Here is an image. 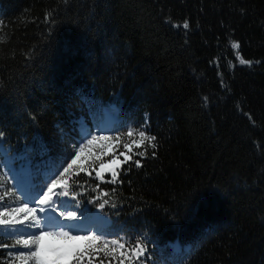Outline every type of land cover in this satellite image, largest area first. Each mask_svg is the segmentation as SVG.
Instances as JSON below:
<instances>
[{
    "label": "trees",
    "instance_id": "16d2710c",
    "mask_svg": "<svg viewBox=\"0 0 264 264\" xmlns=\"http://www.w3.org/2000/svg\"><path fill=\"white\" fill-rule=\"evenodd\" d=\"M110 105L155 147L126 150L115 183L72 172V205L147 264H264V0H0V148L34 183Z\"/></svg>",
    "mask_w": 264,
    "mask_h": 264
},
{
    "label": "snow or ice",
    "instance_id": "6c2138e0",
    "mask_svg": "<svg viewBox=\"0 0 264 264\" xmlns=\"http://www.w3.org/2000/svg\"><path fill=\"white\" fill-rule=\"evenodd\" d=\"M180 25L173 24V27H179ZM183 28L188 29L189 23L187 20L183 22ZM234 49L239 48L238 42H232L231 45ZM241 64H252V61L243 59L238 55L237 57ZM207 102V97H205ZM135 131L129 129L127 131V136L129 138L134 136ZM139 140H133L131 144H125L124 147L131 152L132 146L142 147L144 142L147 140L152 147H155L153 143L156 140L155 136H147L144 131H139ZM88 136H91V139L88 140ZM0 137H3V133L0 132ZM97 139L106 140L108 137L100 136L97 137L91 134V130L82 126V135L80 141L75 146L78 148V151L74 150L66 155L59 157L57 160L45 161L41 165H36V168L46 169L44 174V181L42 184H36L33 182V177L36 173L31 171V160L27 155L13 156L9 157L7 151L3 149V166L9 169V173L12 178L16 181L14 188H6L5 182L0 181V189H4L0 193V232L4 233V238H14V244L0 243L2 248H15L17 246L29 249L27 252H9L8 255L13 257L12 264H16V261H19V264H29V262H34V264H62V262H70L75 259L76 264H82V261L85 256H89V264H92L93 253H104L105 259L112 257L115 259L116 249H125L124 237L121 236L118 239L108 240L105 237L109 233L100 232L97 234L95 229H89L87 234H73L72 226L80 225L83 223H70V224H61L57 222V226H52L50 224V215L43 217V223L41 218L36 215L37 208L29 207V203L39 204L41 206L51 207L57 201H53V195L55 189L58 186H62L65 190L60 193L67 196V177L69 172L73 169V166L76 164L79 159L80 153L85 151V148L88 145L93 144ZM84 140H87V145L84 144ZM119 140V137L117 138ZM2 146V144H0ZM3 148V147H2ZM47 149L46 146L40 145V154L44 155ZM143 155V153H138ZM121 155H125L121 153ZM131 159L130 156L125 155V161L127 162ZM21 161L19 168L15 167V161ZM110 164H117V160L114 159L110 161ZM136 165L140 166L139 161H136ZM105 166L102 164L101 168ZM113 179L109 181L110 183L116 182L117 172L115 170L111 171ZM29 177V182L27 186L23 183V177ZM97 176H101L100 172H97ZM102 178V177H101ZM46 189V190H45ZM15 192H19V195L24 197V202L14 207H4L2 202L6 197H11ZM103 195H108V193H103ZM15 203V201H14ZM58 203L62 204L63 201ZM107 203V201H105ZM103 207V204L101 205ZM40 212H44L45 208L40 207ZM23 214V215H21ZM65 220L76 221L77 213L76 211H64L60 213ZM31 221V223H26ZM24 224L23 229L15 227L16 225ZM64 225V226H59ZM39 229L38 232L30 231V229ZM68 229V230H65ZM48 238H58L62 243L57 246H51L45 243ZM131 239V238H130ZM83 244L87 246V249L91 251H80L79 246ZM102 245V247H100ZM114 246V247H111ZM146 248L141 243V239L137 238L135 240L134 246L128 249V252L139 259L144 255ZM121 257L123 259L118 261V264H124L125 260H128L129 257L121 252ZM99 264H105L104 260H100ZM109 264L111 261L109 260Z\"/></svg>",
    "mask_w": 264,
    "mask_h": 264
},
{
    "label": "rangeland",
    "instance_id": "374dc122",
    "mask_svg": "<svg viewBox=\"0 0 264 264\" xmlns=\"http://www.w3.org/2000/svg\"><path fill=\"white\" fill-rule=\"evenodd\" d=\"M105 108L112 109V111L105 109ZM106 110H108V111L106 112ZM108 112L110 113L111 116L114 117L113 122H112V118L108 117V116H110L108 114ZM99 113L100 114L97 115V117L93 118V119H95V122L92 124L91 134L95 135L97 137H100V136L108 137L109 139H106V140L97 139L93 144L88 145L85 148V151L83 153H80L79 159L77 160L76 164L73 166V169L69 172L68 175H71L72 172H78L80 170H85L87 173H89L90 171H93L94 177H96L100 180H102L106 176H108V178H110V177H112L111 171L116 170V168L120 165L121 161L125 159V155H127V153H126L127 149L124 147V145L126 143L131 144L133 140H139V135H138V132L140 131L139 129L129 128V127H126L125 125H121L120 117H119V114L117 112L116 106H114V105L103 106L100 108ZM129 129L134 130L136 133L131 138H129L127 136V131ZM118 137H119V140H117ZM87 139L90 140L91 136H88ZM84 144L87 145V140H84ZM74 150L78 151V148H76L74 146L71 149V151L73 152ZM121 153H124L125 155H121ZM3 154H4L3 150H2V148H0V155L3 156ZM114 159L117 160V164H110V161H112ZM102 164L105 166L103 169L101 168ZM0 166H1V168H0V179L1 180L0 181L5 182L6 188H14L16 181L12 178L11 174L9 173V169L7 167L3 166V157H0ZM45 171H46V169H43L40 171V175L43 177V180H44ZM97 172H100L101 176H97ZM67 179H68V177H67ZM3 190L4 189H0V193H2ZM64 190L65 189L62 186H58L55 189V193H57V195H55L54 201H57V203H55L54 207H52V210L56 215L59 216L58 221L61 224H70V223H83V222H87V221L92 220L95 213L88 215V213L79 209L77 205H72V203L65 197V195L60 194ZM14 201H15V203H14ZM59 201H63V203L60 204V203H58ZM23 202H24V197L20 196L19 192H15L13 196L6 197L4 199V201L2 202V204L4 207L10 208V207L18 206L19 204H22ZM29 207H36L37 208L36 215L41 218V222L43 223V215H42V212L39 211V208L43 207V206H41L39 204L29 203ZM0 210H3V208H0ZM66 210L67 211H76V213H77V220L76 221L77 222L65 220L63 218V216L60 215L61 212H64ZM96 214H98V213L96 212ZM21 215H23V214H21ZM97 216L99 217L101 224L99 222H96L95 224L88 225V227H85L84 229H81L79 225L72 226V230L74 231L73 234L74 235L75 234L84 235V234H87L89 229H95L97 234H99L100 232L109 233L105 237L108 240L118 239L119 237L116 236L115 234H113L112 232H110V230L108 229L110 222L108 220L104 222V218L102 217L104 215L102 214V216L101 215L99 216V214H98ZM60 218H61V220H60ZM58 221L56 220V222H53L50 224L52 226H57ZM26 223H31V221H27ZM59 226H64V225H59ZM15 227L23 229L25 227V225L20 224V225H16ZM65 230H68V229H65ZM30 231L38 232L39 229L33 228V229H30ZM122 242H124V241H122ZM45 243L48 245H51V246H57L62 242L58 238H48V239H46ZM167 245L169 246V248L171 250V254H177L181 250V248L179 247L177 251H174L176 249L173 248L172 244L168 243ZM100 247H102V245H100ZM111 247H114V246L110 245V248ZM184 248L187 249L188 247L185 246ZM128 249H130V248H128L126 245H125V249H118L117 248L116 252L114 254L115 259H113L112 257H109L106 259L107 263L109 264V260H110L111 264H118V261L123 259V257H121L120 254H121V252H124L129 257L128 260H125L124 264H147L144 260L145 259V252H144L143 256H141L139 259H137L135 256H132V254L130 252H128ZM79 250L80 251H91L90 249H87L86 245H83V244H81L79 246ZM27 251H29V249H25V248L17 246V250L15 252H27ZM92 255H93V257L96 258L99 255L104 256V253H93ZM13 259L14 258L12 257V261H13ZM88 259H90V257L85 256L84 261H82V263L83 264H89ZM94 259H92V264H95ZM72 261L62 262V264H71ZM16 264H19V261H16ZM29 264H31V262H29ZM32 264H34V262H32ZM160 264H163V263L160 262Z\"/></svg>",
    "mask_w": 264,
    "mask_h": 264
},
{
    "label": "bare ground",
    "instance_id": "6f19581e",
    "mask_svg": "<svg viewBox=\"0 0 264 264\" xmlns=\"http://www.w3.org/2000/svg\"><path fill=\"white\" fill-rule=\"evenodd\" d=\"M111 106V105H110ZM115 106V105H114ZM110 108V107H109ZM109 108H105V109H108V110H110V111H112V109H109ZM108 110H106V112L108 111ZM108 114L110 115V113L108 112ZM108 117H111L112 118V122L114 121V117L113 116H108ZM120 117V116H119ZM121 121V120H120ZM23 179V183L25 184V186H27V184H28V182H29V180L27 179V178H25V177H23L22 178ZM53 201L55 200V195H53ZM54 205L55 204H53L51 207H49V206H43L44 208H45V211L44 212H42V215H43V217H45L46 215H50V223H53V222H56L55 221V219H54V216L56 215L54 212H53V210H52V207H54ZM96 212L99 214V216L101 215L102 216V214L99 212V211H94V217H93V219L92 220H90V221H87V222H83V224H80L79 226H80V228L81 229H84L85 227H88V225H90V224H95L96 222H99L100 224H101V222H100V219H99V217L97 216L98 214H96ZM59 217V216H58ZM103 218H104V222L105 221H107L108 219L106 218V217H104V216H102ZM60 220H61V218H60ZM99 220V221H98ZM77 222V221H76ZM169 244H172L173 245V248H175L176 250H174V251H177L178 250V248L180 247L181 249L183 248L184 250H187L186 248H184L185 246H187L188 247V245H184L183 247H181L180 245H179V243H178V241H173V242H168ZM167 243V244H168ZM181 251V250H180Z\"/></svg>",
    "mask_w": 264,
    "mask_h": 264
}]
</instances>
